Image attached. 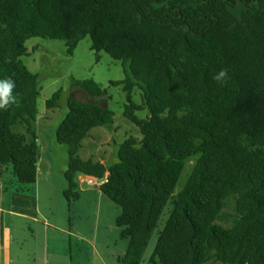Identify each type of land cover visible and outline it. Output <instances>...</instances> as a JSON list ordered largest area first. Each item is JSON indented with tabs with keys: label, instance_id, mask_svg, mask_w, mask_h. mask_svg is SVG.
I'll list each match as a JSON object with an SVG mask.
<instances>
[{
	"label": "trees",
	"instance_id": "trees-1",
	"mask_svg": "<svg viewBox=\"0 0 264 264\" xmlns=\"http://www.w3.org/2000/svg\"><path fill=\"white\" fill-rule=\"evenodd\" d=\"M86 37L97 61H120L125 79L111 84L123 87V116L142 139L121 143L112 165L79 157L92 129L114 127L115 113L93 78L72 79L56 130L68 146V205L82 193L80 175L108 174L99 190L120 208L126 264H138L166 212L152 262L264 264V0H0V79L15 81L19 101L0 110V184L7 174L30 191L37 183L41 92L21 59L27 42L63 41L74 54ZM222 68L229 78L220 85Z\"/></svg>",
	"mask_w": 264,
	"mask_h": 264
},
{
	"label": "rangeland",
	"instance_id": "rangeland-1",
	"mask_svg": "<svg viewBox=\"0 0 264 264\" xmlns=\"http://www.w3.org/2000/svg\"><path fill=\"white\" fill-rule=\"evenodd\" d=\"M27 47L29 54L23 56L21 59L32 73L39 76L38 82L41 92L38 100L39 119L45 116L44 113H46L47 118L46 120L41 118L39 127L41 130L40 144L43 146L41 147L42 156L41 158L39 157L38 177H40L41 183L44 179L42 175L47 173V170L52 171L55 177V189L60 193L63 187H67L64 171L68 169V146L60 145L56 142V130L64 121L68 111V101L72 94V79L83 80L93 78L102 89L107 91L106 105L115 113L114 127L112 129L104 127L92 129L90 137L84 140L82 148L79 149V157L84 160L93 159L94 161H102L105 158L106 165H112L118 160L117 148H119V145L131 136L142 139V135L137 125L123 116L124 106L128 102L123 87L111 84L113 81L125 79V73L120 61L113 60L106 53H100L99 61H97L98 54L91 48L90 37H86L79 43L74 54H70L66 44L58 40L32 38L27 42ZM59 91H61V94L57 107L55 109L47 108L46 100H51ZM79 95L80 99H86L83 94ZM133 101L136 104L143 103L141 90L136 89L134 91ZM136 114L142 119H147L149 116L147 110L138 111ZM21 129L22 127H16L17 131ZM106 140H109L110 144H106ZM189 172L190 168L182 173L180 182L188 178L191 173ZM60 182L62 183V188H60ZM81 187L83 190L88 188L83 184H81ZM94 189L98 190L97 188ZM51 199H53L54 219L55 216L59 215L58 218H61L65 223H68L70 220L71 223L69 222V224L70 226L73 224L75 234L78 237H84L85 240L83 241L89 242V247L86 246L87 242H83L82 244L83 260L79 264H126V261H128L126 254L129 248V240H122L120 238V231L116 225V216L113 210L108 212L105 218L107 226H109L108 223H111V227H107L104 231L108 236L117 238V241H114L112 238L104 241L102 237V240L96 242L94 241V234L96 232L94 227L91 230L87 226H79L84 217L79 211L80 207L82 209L85 207L84 199L76 201V204L73 203L74 205L72 204L71 209L65 198V201H57L53 197ZM42 201L44 203L47 201L45 195ZM109 202L112 208L117 211L116 215L118 218L121 213L120 208L112 201ZM59 203L68 205V207L65 209ZM75 205H80L78 211L75 210ZM229 206L231 208V201H229ZM168 217L169 215L166 212L163 218L160 219L158 228L153 233L144 252L135 258L138 264H156L151 261L154 247L158 240V232L163 229ZM112 228H115V232L119 231V233L113 234L111 232ZM102 229L100 228V232ZM72 244L74 246V240ZM65 245V237L64 239L55 240L54 251L62 253L66 247ZM93 247L96 248V253H93ZM67 248L69 249V242L67 243ZM124 259L126 260L125 262ZM67 261L70 262L68 253Z\"/></svg>",
	"mask_w": 264,
	"mask_h": 264
},
{
	"label": "crops",
	"instance_id": "crops-1",
	"mask_svg": "<svg viewBox=\"0 0 264 264\" xmlns=\"http://www.w3.org/2000/svg\"><path fill=\"white\" fill-rule=\"evenodd\" d=\"M44 115V117L41 115L42 117L37 123L38 129L41 118L47 119L46 113ZM40 132L39 129V142ZM105 143L110 144V141L106 140ZM42 146H40V158ZM100 162L106 164V159L104 158ZM42 176L44 179L41 183L40 177H37V183L32 188L33 191L16 185L13 177L11 178L8 174L0 184V264H79L83 260V242H87L86 246H90L88 241H83L84 237H78L75 234L73 224L71 226L69 224L70 220L65 223L61 218H58L59 215L54 219V206L51 198H56L57 201L64 200L62 194L66 188L60 182V188L63 187V190L60 193L56 191L55 177L52 171L47 170V173ZM80 188L82 193L77 201L84 199L85 207L83 209L80 207L79 210L80 205H75V210H79L84 216L79 226H87L89 229L94 227L96 230L94 241L96 242L103 238L104 241L110 240V238L117 241V238L108 236L104 231L107 227H111V223H108L109 226H107L105 219L108 212L113 210L117 218V211L112 208L109 202L111 200L100 190L92 187L84 190L81 186ZM44 195L47 200L45 203L42 201ZM59 204L65 209L68 207V205ZM69 208L71 209L70 206ZM100 228H103L101 232ZM111 232L119 233V231L115 232V228H112ZM92 233L94 232L92 231ZM64 237L66 247L62 253L55 252V240L64 239ZM68 242L69 249L67 248ZM67 253L70 256V262L67 261ZM93 253H96L94 247Z\"/></svg>",
	"mask_w": 264,
	"mask_h": 264
},
{
	"label": "clouds",
	"instance_id": "clouds-1",
	"mask_svg": "<svg viewBox=\"0 0 264 264\" xmlns=\"http://www.w3.org/2000/svg\"><path fill=\"white\" fill-rule=\"evenodd\" d=\"M6 62L10 63L11 62L10 58L6 59ZM228 78H229V70L227 68H222L216 73V75L213 77V80L218 84L223 85L224 83L227 82ZM15 86H16L15 81L11 77L0 79V110L7 111L10 107L19 106V101L17 99V96L14 95ZM81 176H91V175H80L79 177ZM79 177H78V182L79 185L81 186ZM98 179H107L108 182V174H106L104 178H98ZM87 187H94V186H87ZM94 188H97L99 190L100 187H94Z\"/></svg>",
	"mask_w": 264,
	"mask_h": 264
},
{
	"label": "built area",
	"instance_id": "built-area-1",
	"mask_svg": "<svg viewBox=\"0 0 264 264\" xmlns=\"http://www.w3.org/2000/svg\"><path fill=\"white\" fill-rule=\"evenodd\" d=\"M79 181L86 186L101 187L107 182V179H98L93 176H81L79 177Z\"/></svg>",
	"mask_w": 264,
	"mask_h": 264
}]
</instances>
